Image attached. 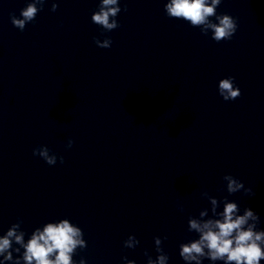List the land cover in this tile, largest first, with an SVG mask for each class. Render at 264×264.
<instances>
[{
  "label": "water",
  "instance_id": "1",
  "mask_svg": "<svg viewBox=\"0 0 264 264\" xmlns=\"http://www.w3.org/2000/svg\"><path fill=\"white\" fill-rule=\"evenodd\" d=\"M28 2L0 0V236L19 219L27 242L69 219L87 242L76 264H146L157 236L168 264H185L179 245L198 238L189 216L212 215L205 191L252 208L264 230V0H222L217 14L238 28L219 43L168 17L167 0H120V27L103 35L91 22L100 0H45L20 31L10 13ZM229 76L234 101L218 93ZM42 145L64 163L34 156ZM226 174L255 195L218 191Z\"/></svg>",
  "mask_w": 264,
  "mask_h": 264
},
{
  "label": "clouds",
  "instance_id": "2",
  "mask_svg": "<svg viewBox=\"0 0 264 264\" xmlns=\"http://www.w3.org/2000/svg\"><path fill=\"white\" fill-rule=\"evenodd\" d=\"M222 0H167L164 5L166 15L174 19H182L192 27L200 29L205 36L211 32V39L219 43L229 41L237 32V20L228 14H217V7ZM45 0H30L26 7L20 10V15L10 13L12 25L23 31L26 25L33 22L37 14L43 9ZM57 3H52L51 11L55 12ZM120 0H100L98 10L91 15V22L99 26L104 32H111L120 27L116 19L121 12ZM127 8H124L126 11ZM212 17H215L213 22ZM97 47L107 49L112 45L110 37L101 40L93 37ZM235 78L229 76L218 82V93L224 101H234L241 96L239 87L235 86ZM74 141L70 138L67 147L71 148ZM33 155L42 158L49 166H54L57 160L62 164L64 157L58 156L47 146L33 149ZM224 189L229 195L243 192L246 195H255L251 188H246L244 183L231 174L222 177ZM202 196L210 203L209 209H203L199 217L189 216L188 231L198 234L197 239L179 245V256L185 264H202L203 259L209 261H223L224 264H260L264 260V230H257L260 222L259 215L252 208H245L243 214L236 202L229 201L227 197L218 200L208 192ZM220 204L223 210L217 211ZM181 211L183 207L181 206ZM205 217H208L205 219ZM22 220L12 224L6 233L0 236V264H76L73 255L76 250L87 247L83 238L82 229L71 223L69 219L47 222L42 227H37L25 242V232L21 230ZM162 239L167 237H154L157 256L155 259L145 250L146 264H168L169 256L162 247ZM140 241L135 235H129L123 241V247L135 249ZM13 244L19 247H13ZM23 249V252H21ZM17 253L16 257L13 253ZM124 264H135L134 260L122 257ZM78 264H86L81 258Z\"/></svg>",
  "mask_w": 264,
  "mask_h": 264
}]
</instances>
